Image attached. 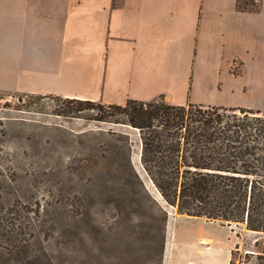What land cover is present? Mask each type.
I'll return each instance as SVG.
<instances>
[{"label":"crops","instance_id":"obj_1","mask_svg":"<svg viewBox=\"0 0 264 264\" xmlns=\"http://www.w3.org/2000/svg\"><path fill=\"white\" fill-rule=\"evenodd\" d=\"M0 91L264 111V0H0ZM205 222L199 258L168 264H233L238 237Z\"/></svg>","mask_w":264,"mask_h":264},{"label":"rangeland","instance_id":"obj_2","mask_svg":"<svg viewBox=\"0 0 264 264\" xmlns=\"http://www.w3.org/2000/svg\"><path fill=\"white\" fill-rule=\"evenodd\" d=\"M67 98L0 91V264H168L179 248L199 258L188 245L214 219L163 198L138 129ZM215 220L238 237L233 264H260L259 233Z\"/></svg>","mask_w":264,"mask_h":264},{"label":"trees","instance_id":"obj_3","mask_svg":"<svg viewBox=\"0 0 264 264\" xmlns=\"http://www.w3.org/2000/svg\"><path fill=\"white\" fill-rule=\"evenodd\" d=\"M261 3L237 0V8L257 12ZM67 100L78 103L79 110V104L92 105L99 120L138 129L142 165L163 198L181 213L245 224L259 233L258 258L264 264V111L192 102L175 105L163 95L125 104ZM126 147L116 143L110 149L120 153ZM126 161L141 184L131 159Z\"/></svg>","mask_w":264,"mask_h":264},{"label":"built area","instance_id":"obj_4","mask_svg":"<svg viewBox=\"0 0 264 264\" xmlns=\"http://www.w3.org/2000/svg\"><path fill=\"white\" fill-rule=\"evenodd\" d=\"M234 66L237 67V62H235V65Z\"/></svg>","mask_w":264,"mask_h":264}]
</instances>
